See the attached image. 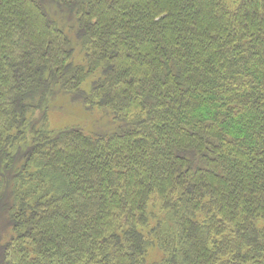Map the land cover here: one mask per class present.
I'll return each instance as SVG.
<instances>
[{
    "label": "trees",
    "instance_id": "16d2710c",
    "mask_svg": "<svg viewBox=\"0 0 264 264\" xmlns=\"http://www.w3.org/2000/svg\"><path fill=\"white\" fill-rule=\"evenodd\" d=\"M0 264H264V0H0Z\"/></svg>",
    "mask_w": 264,
    "mask_h": 264
},
{
    "label": "rangeland",
    "instance_id": "374dc122",
    "mask_svg": "<svg viewBox=\"0 0 264 264\" xmlns=\"http://www.w3.org/2000/svg\"><path fill=\"white\" fill-rule=\"evenodd\" d=\"M91 78L87 79L83 87L85 90L89 88ZM73 98L63 97L58 99L49 111V122L53 129H58L66 125H78L86 131H103L106 129L107 123L101 118L98 109L87 110L78 101Z\"/></svg>",
    "mask_w": 264,
    "mask_h": 264
}]
</instances>
